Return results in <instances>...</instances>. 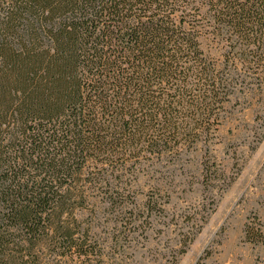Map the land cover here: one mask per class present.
<instances>
[{
  "label": "trees",
  "instance_id": "1",
  "mask_svg": "<svg viewBox=\"0 0 264 264\" xmlns=\"http://www.w3.org/2000/svg\"><path fill=\"white\" fill-rule=\"evenodd\" d=\"M235 92H264V0H0V264H110L79 215H137L126 181L200 143L216 179Z\"/></svg>",
  "mask_w": 264,
  "mask_h": 264
},
{
  "label": "rangeland",
  "instance_id": "2",
  "mask_svg": "<svg viewBox=\"0 0 264 264\" xmlns=\"http://www.w3.org/2000/svg\"><path fill=\"white\" fill-rule=\"evenodd\" d=\"M221 116L208 142L216 179L204 184L200 143L126 181L141 207L137 215H79L110 264H264V245L244 236L246 224L264 229V92H235ZM148 200L153 211H143Z\"/></svg>",
  "mask_w": 264,
  "mask_h": 264
}]
</instances>
